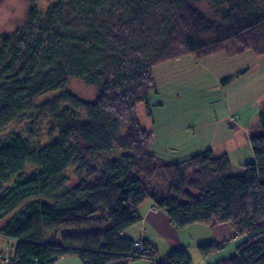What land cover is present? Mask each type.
<instances>
[{
	"label": "trees",
	"instance_id": "1",
	"mask_svg": "<svg viewBox=\"0 0 264 264\" xmlns=\"http://www.w3.org/2000/svg\"><path fill=\"white\" fill-rule=\"evenodd\" d=\"M36 6L0 43V131L28 126L0 142V238L13 247L0 251V264L70 255L83 264H193L186 248L162 258L152 243L126 235L148 200L176 229L227 224L245 237L215 264H264V108L262 134L250 137L255 161L235 176L229 155L212 150L178 162L158 156L137 110L150 112L154 70L167 62L229 43L263 57L264 0H62L42 13ZM74 79L97 89L96 98L73 94ZM43 132L49 143L41 146Z\"/></svg>",
	"mask_w": 264,
	"mask_h": 264
},
{
	"label": "rangeland",
	"instance_id": "2",
	"mask_svg": "<svg viewBox=\"0 0 264 264\" xmlns=\"http://www.w3.org/2000/svg\"><path fill=\"white\" fill-rule=\"evenodd\" d=\"M60 1L62 0H37L36 9L42 13ZM34 2L35 0H0V43L2 36L15 32L26 23ZM154 71L157 89L150 96L151 114L144 104L137 110L142 127L153 133L154 150L161 158L178 162L196 155V151L189 150L202 142H208L215 135L214 130H223L226 123H234L245 131L247 129L249 137L262 134L260 113L264 108V56L257 57L250 51L239 54L237 46L229 43L217 52L203 57L186 56L158 66ZM68 87L83 101H93L97 96V89L80 79L71 80ZM55 95L56 93H52L44 96L40 102L50 100ZM27 127L26 123L10 124L7 129L0 131V142H6L12 133L25 135ZM221 134L222 132L217 133L218 136ZM41 136L40 145L48 144L46 132ZM224 145L225 147L214 150L215 155L229 153L234 176L243 175V166L254 161L253 149L245 143L238 145L237 142H226ZM115 156H119L118 153ZM68 177L70 186L77 185L78 180L73 170L69 171ZM147 202L150 203L151 200ZM161 212L169 220L165 211ZM149 222L150 220L147 221L148 224ZM173 230L177 231L176 228ZM181 230V239L185 242L183 247L196 263L202 254L200 248L198 251L195 246L203 243L207 234L199 232L197 225ZM58 232L60 235L67 233L65 229ZM153 238L160 248L158 254L165 257L162 254L163 249H168L165 236ZM244 240L245 237H237L226 242L225 248L208 256L207 262L215 263L218 259L234 255L238 245ZM11 246L6 239L0 238L1 251L7 254L13 252ZM181 246L180 239L170 245L173 249Z\"/></svg>",
	"mask_w": 264,
	"mask_h": 264
},
{
	"label": "crops",
	"instance_id": "3",
	"mask_svg": "<svg viewBox=\"0 0 264 264\" xmlns=\"http://www.w3.org/2000/svg\"><path fill=\"white\" fill-rule=\"evenodd\" d=\"M246 131L248 130L246 129ZM246 131L245 129L243 130L242 127L235 126L234 123L233 124L226 123V125H224L223 127V130L221 129V131H217L216 129L213 132V135L214 134L217 135V133L222 132L221 136H218V135L217 137L215 135L211 136L208 142H202L199 146L189 151H192V152L196 151L195 153L199 154L200 152H203V150L205 151L212 150L215 154L214 150L218 147L220 148L225 147L224 143L226 142L229 144H233L234 142H237L238 145L245 143L249 145L251 148V143H250L251 136L250 137L247 136ZM225 154L229 155V153H226V152L220 155H225ZM220 155L218 157H221ZM139 210L142 215V221L136 226L131 227L125 231L128 237L134 240L143 239L144 241L150 242L153 245H155L157 247V250L160 252L159 250L160 248L158 244L156 243V241L154 240L153 236L154 237H159V235L165 236L167 240L166 243L168 244V249H163L164 252H162V254L165 257L169 252H171V249H173L170 247L171 243L175 241L178 242V239H180V241L182 242V246L180 248H182L183 245H185V242H183L181 239L182 230L176 229L177 231H174L173 228L175 227L171 224L170 220H167V218L162 216L161 210H157L152 202L150 203L146 202L144 205H142L139 208ZM148 220H150L149 224L147 223ZM193 226L194 225L190 226L189 229H191ZM197 227H198L199 232L203 234L204 233L207 234V237L203 239L204 241L203 243L198 244V245L196 244L195 249L198 251H199V248L204 245H211L215 243L217 244L225 243L226 244V242L231 241L232 239H237V237H243V236H238V235L236 236L234 230L231 229L230 226L227 224L226 225H215V227L213 226L206 227V226L197 225ZM155 233H158V234L155 236ZM168 235H170V238H168ZM245 241L246 239L242 241L241 243ZM167 244H164V245H167ZM173 250H175V248ZM1 252H4V251H1ZM4 255L6 256L7 253L4 252ZM208 259L209 257L202 256L200 259L197 260L196 263L193 261V264H215L216 263V262L209 263L207 262ZM223 259L225 258L218 259L217 261L223 260ZM56 264H83V262L77 256L70 255V257L61 258ZM128 264H152V263L147 262L145 260L138 259L135 261H131Z\"/></svg>",
	"mask_w": 264,
	"mask_h": 264
},
{
	"label": "built area",
	"instance_id": "4",
	"mask_svg": "<svg viewBox=\"0 0 264 264\" xmlns=\"http://www.w3.org/2000/svg\"><path fill=\"white\" fill-rule=\"evenodd\" d=\"M136 246H138L139 248H142V245L140 244V242H137V243H136ZM5 262L7 263L8 261L5 260Z\"/></svg>",
	"mask_w": 264,
	"mask_h": 264
}]
</instances>
